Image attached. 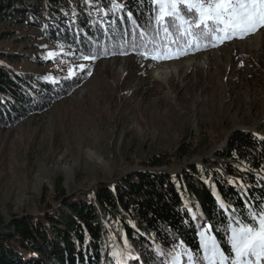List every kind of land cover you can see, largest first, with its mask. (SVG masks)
<instances>
[{
	"label": "rangeland",
	"instance_id": "obj_1",
	"mask_svg": "<svg viewBox=\"0 0 264 264\" xmlns=\"http://www.w3.org/2000/svg\"><path fill=\"white\" fill-rule=\"evenodd\" d=\"M5 30L0 25V33ZM259 31L255 41L250 34L162 61L137 53L73 58L39 29L22 30L34 37L18 45L13 36L0 35V52H20L7 57H19L15 63L23 70L48 73L51 66L53 76L71 70L84 77L47 109L0 128V218L5 221L0 232L14 217L35 213L42 196L51 204L58 181L68 194L92 193L98 182L146 168L143 161L160 152L172 162L158 171L174 173L191 163L221 169L215 150L234 130L264 135V30ZM202 54L207 56L199 58ZM46 58L52 61L42 64ZM186 58L193 59L189 65L173 68ZM184 145L187 153L179 156ZM110 235L119 249L127 240L128 254L140 257L125 235L120 242Z\"/></svg>",
	"mask_w": 264,
	"mask_h": 264
},
{
	"label": "trees",
	"instance_id": "obj_2",
	"mask_svg": "<svg viewBox=\"0 0 264 264\" xmlns=\"http://www.w3.org/2000/svg\"><path fill=\"white\" fill-rule=\"evenodd\" d=\"M113 4L123 7L114 10ZM153 7L150 0H0V25L9 28L0 35L13 36L18 45L34 37L20 34L22 30L39 29L73 58L137 53L141 31L156 36ZM129 13L137 22L135 29ZM134 31L137 51L132 47ZM3 53L0 128L47 109L84 79L53 76L51 66L48 73L23 70L15 63L19 57H7L20 52ZM46 76L50 79H43ZM262 137L249 130H234L215 150L221 169L191 163L174 173L158 171L157 167L172 162V156L160 152L143 161L146 168L111 182H98L92 193L68 194L58 181L49 197L54 199L51 204L42 196L35 213L26 211L14 217L0 232V264H116L110 253L119 246L110 234L119 242L125 235L138 247L139 259H129L127 264H170L168 255H157V247L170 253L183 240L195 251L199 248L198 225L211 223L219 228L227 223V215L221 219L216 194L237 210L244 207L245 197L249 203L253 198L264 202ZM188 148L181 146L178 155L184 156ZM193 213L197 214L195 220ZM4 223L0 218V226ZM217 236L227 248L223 233Z\"/></svg>",
	"mask_w": 264,
	"mask_h": 264
},
{
	"label": "snow or ice",
	"instance_id": "obj_3",
	"mask_svg": "<svg viewBox=\"0 0 264 264\" xmlns=\"http://www.w3.org/2000/svg\"><path fill=\"white\" fill-rule=\"evenodd\" d=\"M150 3L154 6L156 36L141 31V50L137 54L153 61L179 59L189 53L218 47L226 41L244 39L264 30V0H150ZM122 7L113 4L114 10ZM128 20L135 29L137 22L131 13ZM132 47L137 51L135 31L132 34ZM119 54L128 53L121 51ZM48 55L54 54L50 52ZM96 58L95 55L84 57L92 60ZM84 67L80 65L81 69ZM74 75L76 73L70 70L68 78ZM43 79L48 80L50 77ZM228 182L233 183L231 180ZM213 191L216 194L215 189ZM216 199L222 213L221 219L227 215L226 224H221L219 228L211 223L198 225L199 248L195 251L181 240L170 253L157 247V255H168L170 264H264V202L253 198L249 203L245 197L244 207L237 210L227 205L218 194ZM196 218L197 214L193 213L192 219ZM217 233H223L227 248L222 246ZM111 256L116 264H127L129 259H139L128 254L127 240L125 248L113 250Z\"/></svg>",
	"mask_w": 264,
	"mask_h": 264
},
{
	"label": "bare ground",
	"instance_id": "obj_4",
	"mask_svg": "<svg viewBox=\"0 0 264 264\" xmlns=\"http://www.w3.org/2000/svg\"><path fill=\"white\" fill-rule=\"evenodd\" d=\"M261 32L260 31H258L257 33H255L254 34V36H253V40L255 41V40H257V39H259V38H261ZM205 56H207V54L205 55ZM205 56H204V54H202L199 58H205ZM191 60H193L192 58H186V59H183V60H180V61H178V62H176L175 64H173L174 66H173V68H176L178 65V67H180V66H182V65H184V64H187V65H189L190 64V62H191ZM196 60V59H195ZM202 61V60H201ZM193 62V61H192ZM171 64V63H170ZM187 68V67H186ZM177 70V69H176ZM171 71V70H170ZM155 72H156V75L157 76H160L161 75V69L159 68V67H157V69H155ZM92 155L93 156H95L96 158H97V156H96V154H94L93 152H92ZM99 160H101V161H103L102 159H99ZM65 167H66V170H67V172L68 173H70V167L69 166H66L65 165Z\"/></svg>",
	"mask_w": 264,
	"mask_h": 264
},
{
	"label": "water",
	"instance_id": "obj_5",
	"mask_svg": "<svg viewBox=\"0 0 264 264\" xmlns=\"http://www.w3.org/2000/svg\"><path fill=\"white\" fill-rule=\"evenodd\" d=\"M227 138H228V136H227ZM227 138H226V140H225V142L227 141ZM225 144V143H224ZM223 146V145H222Z\"/></svg>",
	"mask_w": 264,
	"mask_h": 264
}]
</instances>
